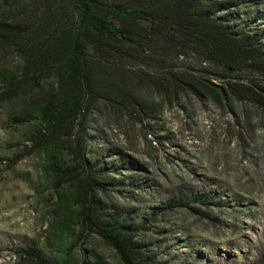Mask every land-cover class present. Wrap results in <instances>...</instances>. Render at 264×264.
Wrapping results in <instances>:
<instances>
[{"label":"rangeland","instance_id":"rangeland-1","mask_svg":"<svg viewBox=\"0 0 264 264\" xmlns=\"http://www.w3.org/2000/svg\"><path fill=\"white\" fill-rule=\"evenodd\" d=\"M218 2L239 30L254 29L264 41V0H202ZM58 7L0 0V32H22L13 42L0 37V264H126L102 228L129 234L133 264H264V110L254 103L193 92L169 99L137 86L143 112L116 113L97 98L54 145L32 143L29 131L56 77L46 66L36 71L39 83L33 79L30 36L46 34L37 16L72 12L67 1ZM178 53L166 56V68H190L205 82L252 77ZM123 61L130 78L163 69L156 55Z\"/></svg>","mask_w":264,"mask_h":264},{"label":"trees","instance_id":"trees-1","mask_svg":"<svg viewBox=\"0 0 264 264\" xmlns=\"http://www.w3.org/2000/svg\"><path fill=\"white\" fill-rule=\"evenodd\" d=\"M48 1L50 5L58 1V9L67 1L72 12L66 19L58 11L37 16L41 24L38 28L44 24L47 29L56 26L51 31L46 29L45 35L30 36L33 79L39 83L42 74L36 71L46 66L54 68L56 77L55 87L42 96L41 119L29 131L32 143L47 148L54 145L75 120H82L89 104L97 98L104 99L116 113H140L137 86L153 88L169 99L186 97L190 92L200 96L205 93L222 104L236 97L264 110V41L254 29L239 30L238 21L233 20L236 17L222 13L221 7L227 3L218 2L212 7L203 5L202 0H134L132 4L115 0ZM2 31L0 37L9 41L22 39L17 28ZM183 50L208 58L227 71L246 69L252 77L249 82L231 77L221 83L210 79L205 82L190 68H166V56L178 57ZM155 55L160 57L163 69L152 75L139 69L133 74L137 77L134 82L123 59ZM73 153L83 158L79 148L74 147ZM79 164L87 171L83 161ZM89 186L85 185L86 194ZM82 211L87 217L89 207ZM101 234L126 264H133L137 249L129 234L120 228H102Z\"/></svg>","mask_w":264,"mask_h":264}]
</instances>
